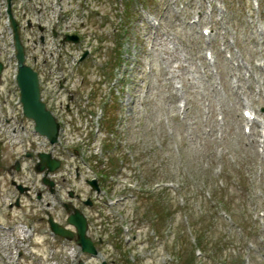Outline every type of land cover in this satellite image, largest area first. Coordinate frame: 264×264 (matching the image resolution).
Segmentation results:
<instances>
[{"label": "rangeland", "instance_id": "1", "mask_svg": "<svg viewBox=\"0 0 264 264\" xmlns=\"http://www.w3.org/2000/svg\"><path fill=\"white\" fill-rule=\"evenodd\" d=\"M258 2L259 9L252 0L94 3L87 35L98 32L103 51L83 68L91 87L81 88L77 103L83 109L80 96L92 100L79 110L97 113L117 78L124 84L119 112H127L126 129L108 145L118 150L107 159L97 154L83 169L85 179H100L106 191L95 192L96 208L86 211L99 256L51 239L39 220L43 204L25 197L22 208L10 209L16 190L4 170L22 149L0 132V264H183L195 249V264H264V129L253 126L254 137L244 117L249 107L264 123V0ZM205 28L216 33L210 41ZM116 111L110 108L105 119ZM119 159L125 160L121 177ZM68 182L82 199L90 196L83 181ZM58 208L48 211L59 218ZM19 225L34 232L10 233ZM197 228L208 246L200 248Z\"/></svg>", "mask_w": 264, "mask_h": 264}, {"label": "built area", "instance_id": "2", "mask_svg": "<svg viewBox=\"0 0 264 264\" xmlns=\"http://www.w3.org/2000/svg\"><path fill=\"white\" fill-rule=\"evenodd\" d=\"M95 4L87 0H16V13L22 18V29L26 31L28 21L34 26L41 25L46 30V44L39 48L41 52L40 70L42 72V84L44 87V98L49 103L59 97L58 88L61 84L72 87L77 86L79 79L73 78L77 75L80 58L85 50H92L91 39L93 35L82 29V25L90 18V11ZM123 7V5H122ZM119 10V9H118ZM7 11V0H0V53L9 51L12 42V31L8 19L5 20ZM103 19V16H102ZM57 31L60 39L66 34L79 33L84 37V42L77 48H64L59 40L52 37V32ZM5 51V52H3ZM14 52L7 55L9 73L16 76V69L10 68V60ZM44 62L50 67L44 66ZM16 91V90H15ZM58 92V95H57ZM17 93V92H16ZM16 106L19 107V98L15 95ZM56 114L61 120L60 107L56 106Z\"/></svg>", "mask_w": 264, "mask_h": 264}, {"label": "water", "instance_id": "3", "mask_svg": "<svg viewBox=\"0 0 264 264\" xmlns=\"http://www.w3.org/2000/svg\"><path fill=\"white\" fill-rule=\"evenodd\" d=\"M11 1L9 2V14L11 17L12 25L15 31V49L17 51V61H18V85L21 92L22 104L24 113L27 118L31 119L35 123L36 132L47 138L52 144L58 142V133L59 126L54 118L53 114L48 110L46 104L43 102L41 97L40 82L38 74L29 66L25 64L26 55L24 46L21 42L20 34L18 32L17 24L14 21L11 13ZM75 41L78 42L77 37H67L66 41ZM88 54L86 53L84 58ZM3 69V65L0 63V74ZM28 157L31 158L32 154H28ZM40 167L39 171L48 169L50 172L56 171L60 167L59 161L53 160L50 155L40 154ZM15 169L20 171V164L17 163ZM51 187L53 184L46 181ZM91 186L98 190L96 182H91ZM21 193H24L26 189L18 187ZM19 206V204H17ZM68 209H72L73 212L68 218L69 225L73 226L77 230L76 244L81 248L82 252L89 254L91 256H98V250L92 239L87 235L88 232V222L86 216L79 210H77L73 205L67 206ZM50 226L54 234L62 238L74 239V233L66 230L64 227L53 222V219H50ZM102 264H108L103 262Z\"/></svg>", "mask_w": 264, "mask_h": 264}, {"label": "flooded vegetation", "instance_id": "4", "mask_svg": "<svg viewBox=\"0 0 264 264\" xmlns=\"http://www.w3.org/2000/svg\"><path fill=\"white\" fill-rule=\"evenodd\" d=\"M102 192L98 193L97 195H101ZM81 193H79L77 190L71 189L67 191L66 193H63V191H60L59 193L56 192V189L54 188L53 191L43 189L37 193V198H39V202L44 201L43 208L44 211L40 212V222L44 223L45 226H48V220L55 219V221L59 222L62 225H67L68 223V216L73 212V210L70 208L68 209L67 206L73 205L76 207V209L81 210L83 213L86 214V211L88 208L90 210H94L96 208L95 203L96 200H94V192H91L90 196H87L86 198H81ZM52 199V205L51 202L48 199ZM72 203V204H71ZM42 205H40L41 207ZM61 207L60 217L57 218L55 215H53L54 212H58V207ZM48 209L53 210L52 212L48 211ZM46 215V218H45ZM88 217V216H87ZM63 220V221H62ZM89 220V218H88ZM90 223V221H89Z\"/></svg>", "mask_w": 264, "mask_h": 264}, {"label": "trees", "instance_id": "5", "mask_svg": "<svg viewBox=\"0 0 264 264\" xmlns=\"http://www.w3.org/2000/svg\"><path fill=\"white\" fill-rule=\"evenodd\" d=\"M196 232H197V236L199 237V242H200V248L202 247H204L205 245L206 246H208V244L206 243L205 244V242H204V237H202L201 236V233H200V229H196ZM180 239V238H179ZM181 244H182V241H181ZM192 243H191V240L189 239V243L187 242V245H188V247H189V245H191ZM203 244V245H202ZM193 245V244H192ZM193 249H195L194 247H193ZM190 251V249H188V252ZM190 252H192V253H190V259H189V262H184L183 264H195V262H196V253H195V251L194 250H192V251H190ZM183 253H184V251H183ZM180 255V254H179ZM127 262V261H126Z\"/></svg>", "mask_w": 264, "mask_h": 264}, {"label": "bare ground", "instance_id": "6", "mask_svg": "<svg viewBox=\"0 0 264 264\" xmlns=\"http://www.w3.org/2000/svg\"><path fill=\"white\" fill-rule=\"evenodd\" d=\"M242 122H243V121H240V124H241ZM256 142H257V141H256V140H254V141H253V144H255ZM25 233H26V231H25V230H23V231H22V234L24 235Z\"/></svg>", "mask_w": 264, "mask_h": 264}]
</instances>
